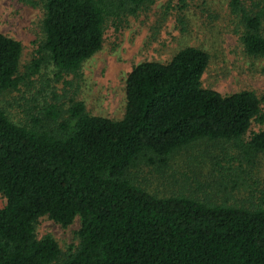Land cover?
<instances>
[{
  "label": "trees",
  "instance_id": "1",
  "mask_svg": "<svg viewBox=\"0 0 264 264\" xmlns=\"http://www.w3.org/2000/svg\"><path fill=\"white\" fill-rule=\"evenodd\" d=\"M42 11V38L20 74L22 48L0 33V92L14 91L43 61L57 76L78 73L103 43L105 23L157 0H25ZM229 0L246 56H264V0ZM208 56L184 47L166 63L142 62L125 80L120 120L89 115L80 101L41 109L30 125L0 108V264H264V201L250 208L157 197L126 177L137 164L165 165L200 143H228L245 162L264 155L260 100L202 87ZM68 226L62 255L41 217Z\"/></svg>",
  "mask_w": 264,
  "mask_h": 264
},
{
  "label": "rangeland",
  "instance_id": "2",
  "mask_svg": "<svg viewBox=\"0 0 264 264\" xmlns=\"http://www.w3.org/2000/svg\"><path fill=\"white\" fill-rule=\"evenodd\" d=\"M229 0H157L135 15L105 23L101 49L78 73L57 76L43 61L14 91L0 92V108L16 124L30 125L41 109L63 110L70 100L83 103L91 116L120 120L125 109V80L142 62L166 63L180 49L195 47L208 56L202 87L227 95L254 92L264 113V56L245 55L238 18ZM250 5V0L247 1ZM42 11L25 0H0V33L18 41L20 74L35 58L42 38ZM264 129L253 123L251 132ZM129 181L155 195L185 196L207 204L253 207L264 201V155L245 162L228 143L200 142L172 156L165 165L137 164ZM4 199L0 194V207ZM80 221L61 226L44 216L36 238L51 236L62 255L75 249Z\"/></svg>",
  "mask_w": 264,
  "mask_h": 264
}]
</instances>
